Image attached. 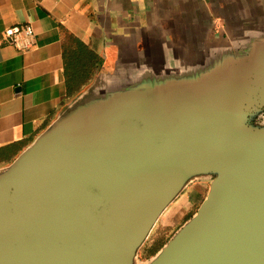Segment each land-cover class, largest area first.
<instances>
[{"label":"water","instance_id":"water-1","mask_svg":"<svg viewBox=\"0 0 264 264\" xmlns=\"http://www.w3.org/2000/svg\"><path fill=\"white\" fill-rule=\"evenodd\" d=\"M115 98L68 109L0 172V264H135L199 177L211 178L206 197L149 264H264V40L187 88ZM149 109L176 122L167 150L142 155L122 122Z\"/></svg>","mask_w":264,"mask_h":264},{"label":"crops","instance_id":"crops-1","mask_svg":"<svg viewBox=\"0 0 264 264\" xmlns=\"http://www.w3.org/2000/svg\"><path fill=\"white\" fill-rule=\"evenodd\" d=\"M25 23L32 48L0 45V172L87 98L135 104L245 60L264 0H0V38Z\"/></svg>","mask_w":264,"mask_h":264},{"label":"rangeland","instance_id":"rangeland-1","mask_svg":"<svg viewBox=\"0 0 264 264\" xmlns=\"http://www.w3.org/2000/svg\"><path fill=\"white\" fill-rule=\"evenodd\" d=\"M260 117L261 114L257 116L258 119L255 123L260 122V125L264 126V117L262 116V120ZM256 126L254 124L253 127L248 128L245 125V132H256L259 130ZM210 180L211 178L208 177H199L192 180L190 186L177 195L167 206L137 249L133 260L135 264H149L168 240L196 213L199 205L207 195Z\"/></svg>","mask_w":264,"mask_h":264},{"label":"flooded vegetation","instance_id":"flooded-vegetation-1","mask_svg":"<svg viewBox=\"0 0 264 264\" xmlns=\"http://www.w3.org/2000/svg\"><path fill=\"white\" fill-rule=\"evenodd\" d=\"M175 122L176 117L173 114L171 115L169 112L162 109H149V111L139 119H131L122 122L124 124L123 137L128 139L136 136L138 151L142 155L155 154L161 151L164 152L167 150L166 147L170 142V131ZM106 135L108 134H104V136ZM87 143L91 144L90 140H88ZM93 143H95V140ZM191 183L192 182L189 181L181 186L178 195L184 192Z\"/></svg>","mask_w":264,"mask_h":264},{"label":"built area","instance_id":"built-area-1","mask_svg":"<svg viewBox=\"0 0 264 264\" xmlns=\"http://www.w3.org/2000/svg\"><path fill=\"white\" fill-rule=\"evenodd\" d=\"M10 44L21 51L28 50L35 43L34 30L28 23L7 27L0 38V45Z\"/></svg>","mask_w":264,"mask_h":264},{"label":"trees","instance_id":"trees-1","mask_svg":"<svg viewBox=\"0 0 264 264\" xmlns=\"http://www.w3.org/2000/svg\"><path fill=\"white\" fill-rule=\"evenodd\" d=\"M67 78H69L71 81L73 80V81H76V79L78 78L76 75H74V76H69V77H67ZM79 78H81V77H79ZM82 78H84V79H87L88 78V76H84V77H82Z\"/></svg>","mask_w":264,"mask_h":264},{"label":"bare ground","instance_id":"bare-ground-1","mask_svg":"<svg viewBox=\"0 0 264 264\" xmlns=\"http://www.w3.org/2000/svg\"><path fill=\"white\" fill-rule=\"evenodd\" d=\"M160 251H162V249H160ZM160 251H159V252H160Z\"/></svg>","mask_w":264,"mask_h":264}]
</instances>
